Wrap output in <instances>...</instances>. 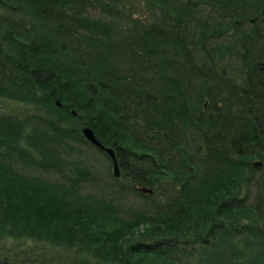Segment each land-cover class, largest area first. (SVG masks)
Returning <instances> with one entry per match:
<instances>
[{
    "label": "trees",
    "instance_id": "trees-1",
    "mask_svg": "<svg viewBox=\"0 0 264 264\" xmlns=\"http://www.w3.org/2000/svg\"><path fill=\"white\" fill-rule=\"evenodd\" d=\"M0 98V264H264V0H0Z\"/></svg>",
    "mask_w": 264,
    "mask_h": 264
},
{
    "label": "rangeland",
    "instance_id": "rangeland-1",
    "mask_svg": "<svg viewBox=\"0 0 264 264\" xmlns=\"http://www.w3.org/2000/svg\"><path fill=\"white\" fill-rule=\"evenodd\" d=\"M260 103H263V100L260 99L259 100ZM33 108V106L27 102H20V101H16V100H11V99H2L0 98V113L2 114H17L18 116H14L15 118H19V119H24L26 118L25 115H28L29 114V111ZM89 142V141H88ZM254 160L255 161H261V158H256L254 157ZM93 163L98 167V168H101V169H104V166H105V162L103 159H99L98 161H93ZM247 174V171L245 172V175ZM55 176L51 177V178H54ZM255 178L256 176H253L252 179L253 180H250L249 179V183L251 184L252 181L253 183H255ZM264 179V178H263ZM259 180V179H258ZM258 187L259 189H255V186H247L246 184H243V186L241 187V190L238 191L237 193L240 194V195H244V193H250L249 195V198H250V201L253 202V199H254V196L256 195H263L264 196V180L261 181V183H258ZM91 192L93 191H97V188L93 185V186H89L87 187ZM101 186H99V190H100ZM87 190V191H89ZM236 193L233 192V195ZM229 196H225V198H227ZM141 201V200H140ZM139 200H134V199H130V200H126V201H123V204L124 206L126 207H130V206H133L135 205L136 202H140ZM116 207L123 213V214H126L127 211L130 209V208H125V207H122V206H119L118 204H116ZM138 236L136 235L134 240L137 239ZM140 238V237H139ZM138 238V240H139ZM7 247H16V252L18 250H24L23 248L26 249V251L28 252V249L32 248L33 250H37V249H40L41 246L39 244H33V242H31L30 240H24L22 239L21 241L19 240H16V241H13V240H7ZM45 250V253L46 254V258H48L49 261H54L56 260L57 262H59V260L56 258L58 256V254H54L53 252H50L48 250V248H44Z\"/></svg>",
    "mask_w": 264,
    "mask_h": 264
},
{
    "label": "water",
    "instance_id": "water-1",
    "mask_svg": "<svg viewBox=\"0 0 264 264\" xmlns=\"http://www.w3.org/2000/svg\"><path fill=\"white\" fill-rule=\"evenodd\" d=\"M56 104L58 106H60V102L58 100H56ZM82 134L85 137V139L87 141H89L92 145L96 146L97 148L103 150L105 153L108 154V156L110 157L111 161H112V174L114 177H119L120 175V171H119V167L117 165V161L115 158V154H114V150L110 147H106L104 146L94 135L92 129L89 126H84L82 128ZM261 164V161H254L253 165L254 166H259ZM141 192H146L145 189H140Z\"/></svg>",
    "mask_w": 264,
    "mask_h": 264
}]
</instances>
